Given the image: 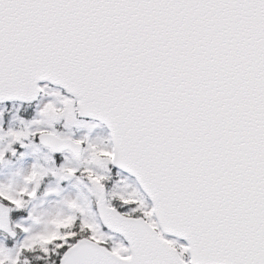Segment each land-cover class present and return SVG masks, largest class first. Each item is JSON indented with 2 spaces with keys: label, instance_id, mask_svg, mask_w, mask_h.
<instances>
[{
  "label": "snow or ice",
  "instance_id": "6c2138e0",
  "mask_svg": "<svg viewBox=\"0 0 264 264\" xmlns=\"http://www.w3.org/2000/svg\"><path fill=\"white\" fill-rule=\"evenodd\" d=\"M0 264H264V0H0Z\"/></svg>",
  "mask_w": 264,
  "mask_h": 264
}]
</instances>
